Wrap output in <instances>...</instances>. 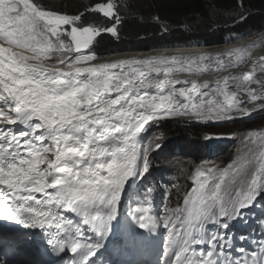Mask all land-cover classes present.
Wrapping results in <instances>:
<instances>
[{
  "label": "snow or ice",
  "instance_id": "obj_1",
  "mask_svg": "<svg viewBox=\"0 0 264 264\" xmlns=\"http://www.w3.org/2000/svg\"><path fill=\"white\" fill-rule=\"evenodd\" d=\"M128 7L92 0L68 14L0 0V264L28 245L57 257L51 264H117L110 246L161 229L155 264H264V127L205 133L239 136L243 149L223 165L182 168L192 186L174 184L178 199L167 192L162 211L147 183L164 139L151 129L163 121L219 126L264 112V54L253 56L264 37L216 54L102 59L99 38L120 39ZM249 213L258 239L232 231Z\"/></svg>",
  "mask_w": 264,
  "mask_h": 264
},
{
  "label": "trees",
  "instance_id": "obj_2",
  "mask_svg": "<svg viewBox=\"0 0 264 264\" xmlns=\"http://www.w3.org/2000/svg\"><path fill=\"white\" fill-rule=\"evenodd\" d=\"M91 2L92 0H43L49 8L68 14L83 11ZM240 2L241 0H126L129 7L121 10L124 20L119 26L120 39L104 34L99 38L95 51L98 56H104L173 45H220L228 39L260 31L264 26V0H242L243 8L240 7ZM240 11L245 12L246 19L235 22L233 17L236 16L238 21L237 13ZM154 16H159L160 22L155 21ZM161 24H166L169 31L163 32ZM206 129L207 126L203 124L180 123L177 120H165L158 129L159 133L163 132L164 139L161 149L152 156L151 173L170 174L169 178L173 181L168 192H171L170 203L173 205L178 199L177 189L173 185H179L181 190L192 186L187 172L182 171V168L204 162L202 156L206 141L203 135ZM239 129L236 128L238 132L232 133H242ZM236 139L240 141L239 136ZM186 142L191 144L193 150L185 148ZM235 145L228 144V150L220 152L222 157L218 154L216 159L212 158L211 160H216L212 163H220L233 151Z\"/></svg>",
  "mask_w": 264,
  "mask_h": 264
},
{
  "label": "bare ground",
  "instance_id": "obj_3",
  "mask_svg": "<svg viewBox=\"0 0 264 264\" xmlns=\"http://www.w3.org/2000/svg\"><path fill=\"white\" fill-rule=\"evenodd\" d=\"M261 37H264V29H261L260 32L258 31V33L256 32V35H254V36H251L249 38L239 39V40L236 39L237 41L234 40L233 42H230L228 44L224 43V44H220V45H205L204 47L191 46V47H188V48H186V47H174V48L173 47H164L163 49L152 48V49H146V50H135V51L118 52V53H113V54H108V55L102 56L101 58L102 59H107V58H113L114 59V58H117L115 54H121V55L128 56V55H152V54H159V53H163V52H169V53L201 52V53L216 54V53L224 52V51H226L227 49H229L231 47H236V46H240V45H243V44H248L249 42H251L253 40H258ZM261 54H264V45H262L261 47L255 49L253 51V56L254 57L255 56H259ZM223 75H227V73H219V74H212V75L204 74V75L200 76L199 79H200L201 82H203L205 80L214 81V80H216L217 78H219L220 76H223ZM180 78H183V77H180ZM249 107H252V106L249 105ZM213 142H215V141H213ZM213 145H214V143H213ZM210 147H211V145H210ZM219 149L222 150L224 148L221 147ZM214 151H216V150H214ZM233 153H231V155ZM228 155H230V153ZM219 157H222V156H220V153H219ZM208 158H210V157H208ZM214 159H216V157ZM110 252H111V257L110 258L113 261H116L117 263H119L120 261H123V259H124V247H121L119 245L110 246Z\"/></svg>",
  "mask_w": 264,
  "mask_h": 264
},
{
  "label": "rangeland",
  "instance_id": "obj_4",
  "mask_svg": "<svg viewBox=\"0 0 264 264\" xmlns=\"http://www.w3.org/2000/svg\"><path fill=\"white\" fill-rule=\"evenodd\" d=\"M56 1H61V0H56ZM262 29H264V26H263ZM252 33L249 34V35H247V36H244L243 39L244 38H249L251 36L256 35V31L255 32H252ZM187 123H197V122H187ZM261 127H264V112H255L252 119H246V120H243V121L237 120V121H234V122H226V123H224L222 125L215 126V127H213V126H207L208 129H206V132L205 133H207V132H213V133H232L234 131H237V130H235L236 128H240L239 131L243 133L246 130L254 129V128H261ZM213 141H215V142H213ZM213 143H214V145H213ZM235 143H236V145H235ZM228 144L235 145L233 151H230L229 152L230 153V155H228L229 158H228V156H226L225 158L222 159V161L220 163H217L219 165L226 164L232 158H234V156H235L238 148L243 149V145L241 144L240 141H238V139H236V138H219V139H213L208 144L209 146L211 145V148L212 149L211 150H205V153H208V152H211L212 151L211 157L214 158L215 156H217L220 153V151L221 152L225 151L227 149V145ZM184 146H185V148H187L189 150H193V148L191 147V144L189 142L184 143ZM221 147L224 148L225 150L224 149H222V150L219 149ZM214 150H216V151H214ZM231 153H233V154L231 155ZM211 157L210 158L205 157L203 160L204 161H209V162L216 161V160H213L212 161L211 160ZM139 241L140 240L137 239V242L135 244H133V245L134 246H138L139 245ZM24 261H25L24 259H22V261L21 260H18V263L19 264H22ZM133 263H135L134 260H133V258H131L128 254H126V258H125V260H124V262L122 264H133Z\"/></svg>",
  "mask_w": 264,
  "mask_h": 264
}]
</instances>
